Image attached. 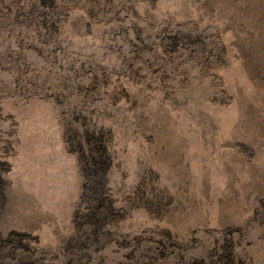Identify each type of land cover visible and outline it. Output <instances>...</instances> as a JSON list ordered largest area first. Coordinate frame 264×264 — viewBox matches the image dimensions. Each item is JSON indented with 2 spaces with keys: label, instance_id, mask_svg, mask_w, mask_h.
<instances>
[{
  "label": "rangeland",
  "instance_id": "374dc122",
  "mask_svg": "<svg viewBox=\"0 0 264 264\" xmlns=\"http://www.w3.org/2000/svg\"><path fill=\"white\" fill-rule=\"evenodd\" d=\"M0 211L13 263L264 264V0H0Z\"/></svg>",
  "mask_w": 264,
  "mask_h": 264
},
{
  "label": "bare ground",
  "instance_id": "6f19581e",
  "mask_svg": "<svg viewBox=\"0 0 264 264\" xmlns=\"http://www.w3.org/2000/svg\"><path fill=\"white\" fill-rule=\"evenodd\" d=\"M48 143V142H47ZM54 143V142H53ZM38 150V149H37ZM53 150V149H52ZM55 150H57V149H55ZM58 153V152H57ZM56 153V154H57ZM56 156H58V155H56ZM52 164V163H51ZM50 164V165H51ZM55 164V163H54ZM57 165H58V163H57ZM56 166V165H55ZM34 167H35V165H34ZM54 167V166H53ZM26 168H28V167H26ZM52 168V167H51ZM3 177V176H2ZM5 182V181H4ZM4 188V187H3ZM39 191H37L36 193H38V194H48V196H47V199H51V203L50 204H52L53 206L52 207H55L56 208V206L54 205V204H56L57 206H58V198L55 196V197H53V195H58V192L56 193V191L53 193L52 192V190L51 189H46V190H44L43 191V189H38ZM57 191H58V189H57ZM53 199H55V203H53ZM45 200V199H44ZM15 202V201H14ZM45 202V201H44ZM16 208V207H15ZM8 211H10V207H9V203H8V206L6 205V207H5V209H4V213H8ZM1 212V211H0ZM33 217V216H32ZM35 217V216H34ZM53 217H55V216H53ZM57 217H58V214H57ZM54 219V218H53ZM27 221V220H26ZM51 221V220H50ZM56 223V222H55ZM2 226V225H1ZM1 226H0V228H1ZM56 226V225H55ZM8 227V226H7ZM58 227V226H57ZM2 230V229H1ZM57 232V231H56ZM1 233L2 232H0V242H3L4 241V239H3V237L1 236ZM51 233H52V231H51ZM55 233V232H54ZM53 233V237L55 236V234ZM2 234H4V233H2ZM49 234V233H48ZM6 235V234H5ZM11 235H15V234H11ZM16 235H17V233H16ZM18 236H21V235H17L16 237H18ZM23 236V235H22ZM51 236V237H52ZM56 236H58V235H56ZM55 236V237H56ZM8 237V236H7ZM157 244V243H156ZM47 246V245H46ZM158 246V245H157ZM158 247H160V246H158ZM157 248V247H156ZM161 248H163V247H161ZM35 250V249H34ZM41 250V249H40ZM147 250V249H146ZM231 250V252L229 251L226 255H225V258H224V262H223V264H236L237 262L235 261V259L237 258L236 257V253L234 252V250L232 251V249H230ZM37 251V250H36ZM52 251V250H51ZM163 251V250H162ZM39 252V251H38ZM57 252V251H56ZM135 253V252H134ZM42 255V254H41ZM46 255V254H45ZM30 257V256H29ZM50 257V256H49ZM236 257V258H235ZM44 259H46V261L44 260ZM36 261H23V260H21V261H17V262H15V263H13V261H12V259H11V257H9L8 255H6V253H0V264H44L45 262H47V263H52L51 261H47V258H43L42 256L41 257H39V258H36L35 259ZM45 261V262H44ZM239 261V260H238Z\"/></svg>",
  "mask_w": 264,
  "mask_h": 264
}]
</instances>
